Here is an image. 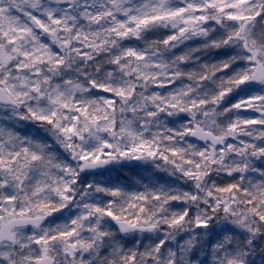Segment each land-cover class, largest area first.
Listing matches in <instances>:
<instances>
[{
  "label": "rangeland",
  "instance_id": "1",
  "mask_svg": "<svg viewBox=\"0 0 264 264\" xmlns=\"http://www.w3.org/2000/svg\"><path fill=\"white\" fill-rule=\"evenodd\" d=\"M103 2L106 6H116L117 9L121 7L120 10H125L130 16L128 19L136 22L137 19L132 17L131 0H77L76 4L70 6L58 5L53 0H0V84L14 100L24 105L25 110L24 113H19L13 108L8 109L0 105V118H2L0 119V157L3 154L2 146L10 147L7 142L8 137L13 138L18 135L17 132H12L17 124L22 123L23 126L26 123L32 126L37 123L54 122L53 117L57 120L54 124L56 129H59L63 138L68 141L70 152V158L62 160L61 195L64 202L61 208L57 212L52 211V219L37 230L26 228L17 231L16 246L26 249L22 259L28 256L27 262L31 264H38L40 260L49 258L54 259L55 264H111L104 260L97 263L91 257L93 253H101L105 249L104 243L110 238L112 243L119 242L115 236L117 230L111 228L112 218L115 217L112 208L116 205L113 195L117 197L124 191L123 188L127 187L120 188L116 178L124 173L121 172L122 167H131L134 160L140 161L143 158L147 159L144 161L147 164L158 158L169 159L172 162L171 169H176L181 174L174 177L178 186L176 192L173 190L177 195L176 205L180 207L178 209L176 205H173V208L167 207L169 213H166L165 218L171 219L172 225H180V229L184 232L189 230L192 243H196L201 235L203 239L207 238L206 233L201 234V232L214 216L212 214L208 218L201 211L202 203L210 205L211 210L214 208L229 212L230 220L227 218L218 222L217 231L234 226L232 219L235 216L239 217L238 220L250 221L248 211L242 203L237 202L239 200L237 195L231 191V186L238 182V177L232 169L233 166L222 153L228 146L233 148V141H228L225 148H215L209 144L197 148L198 144L192 143L188 135L193 129L204 128L203 130H215L216 132L212 131L215 135L226 139L229 137L236 139L239 136L235 130L237 120L233 117V113L244 104L242 97L236 98L239 89L245 85L264 84V50L257 45L260 38L264 37V0H177V5L180 2V18L177 19L176 26H172L176 28L177 33L166 35L163 45L160 44L161 40L153 39L155 37L153 32L147 35L143 34V29L130 32L131 36H139V41H136L134 46L139 47L146 54L141 58L142 63L139 68L146 72L157 71L164 79L173 75L174 82L186 77L189 72H194L192 69L202 70L204 60L206 62L213 60L209 56L217 47V42L225 49L227 46L234 49L235 57L229 54L232 56L226 57V60H237L235 71L231 76L233 78L239 76L241 80L238 86L225 88L222 93L215 91L211 86H206L210 89L203 91L207 98L204 95L205 99L199 100L194 106L189 105L188 109H185L186 105L179 106L182 107V111L179 110L181 117H188L185 123L189 125L179 122L181 119L175 115L174 104L168 108L170 110L168 113L172 115L176 124L173 128L176 127L175 130L180 126L184 128L179 135H175L178 136L176 137L178 144L182 143L184 151H188L186 150L188 148L194 151L193 153L197 151L196 158H190L187 154L175 156V151H167L169 145H162L156 140L155 136L158 134L156 128L172 123L161 121L155 116L153 110L166 104L153 100L154 89L150 87L152 81L149 79V74L140 76L143 74L138 68L140 63L136 67L138 70L132 75L140 81L138 84L143 89L135 94L132 91L128 93L126 104L121 102L116 106L114 98H111L109 93L102 92L100 82L109 79L112 75L107 73V69L100 74L96 73L95 66L99 68L110 64L113 66L115 77L120 75L122 78L129 77L127 73L129 67L120 65L117 60L115 62L114 56L117 55L116 51L119 47L112 55H106L101 60L96 59L94 64L89 63L93 59L90 56L94 50L104 51V55L108 52L104 39L115 38L118 34H122L116 21L107 19L109 11L98 10L103 8ZM167 4L166 0H161V6ZM114 9L117 11L116 8ZM208 11H212L210 16ZM229 12L237 16L247 12L253 15L233 18L229 21L231 24L218 23L222 30H217L213 17L217 13L227 17L230 16ZM89 18L92 19L91 25L88 23L91 21ZM42 34H51L49 44L39 39ZM152 45H155L157 50H164L165 55L150 50ZM53 47L59 52L55 54L57 58L52 64L53 69L58 72L67 71L69 68L66 64L71 61L79 74H75L77 77L70 76L71 81L67 82H73L79 77L78 79L89 83L90 78L92 88L96 89V93H100L95 100L87 102L91 98V88L85 84L69 86V92L58 96L59 101L56 100V104L52 103V100L44 99V91L40 88L39 82L41 79H47L44 74L46 72L39 71L42 69L41 66L35 65L37 71L29 74L26 61L29 58V48L35 53L40 54L43 51L44 54L46 51L50 52ZM256 50H259L258 56L254 55ZM258 57L260 58L257 59ZM18 60L21 65L18 64L17 67L15 64ZM49 60L50 58H47V61ZM165 60L170 62L166 63ZM241 63H244L246 69L242 70L239 65ZM220 64V60L216 61L208 66L207 70L212 73V69L218 66L220 68ZM221 78L218 75L214 80ZM208 79L214 81L212 76ZM219 85H223L222 82H219ZM185 86L192 98L195 92H191L187 82L184 85L182 83L176 91H186ZM217 93L218 96L223 97L219 103L211 105L214 102L209 98ZM250 100L256 101L261 106L264 105V98ZM115 110H118V113H114ZM116 117L123 120L120 126L123 130L118 135L113 134L115 123L119 119ZM185 134L188 136L187 140ZM8 153L10 152L6 151L4 155L7 156ZM117 153L119 156L116 157ZM4 157L0 158V164H3L0 168V227L14 217L46 214L40 211L33 213L36 205H32L30 199L26 201V197L21 194L20 177L8 173ZM99 159H110L114 165L110 169L88 172V174L82 172L84 165ZM163 167L168 168L167 165ZM159 171L163 170L159 169ZM240 177L237 188L247 189L248 187L243 185L247 177L242 174ZM134 201V199L130 201L132 207L136 204ZM158 223L160 219H155L149 224L158 225ZM169 227L174 228V226ZM254 240H256L255 236L251 233L246 234L244 236L246 247L234 249L235 254L228 257L233 260L230 264H246L242 259L238 261L237 256L244 254V251L247 252V248L255 243ZM13 246L15 245L9 243L0 246V260H10ZM35 251L38 252L34 253ZM219 259L220 256L214 254L210 264H219ZM17 262L26 264L22 260ZM9 264L14 263L9 262ZM121 264H134V262L125 261Z\"/></svg>",
  "mask_w": 264,
  "mask_h": 264
},
{
  "label": "trees",
  "instance_id": "2",
  "mask_svg": "<svg viewBox=\"0 0 264 264\" xmlns=\"http://www.w3.org/2000/svg\"><path fill=\"white\" fill-rule=\"evenodd\" d=\"M176 1L177 0H166L168 4L163 7L160 5L161 0H131L132 17L133 19H137L136 22H131L130 19H128L130 16L126 14L125 10H120L121 7L117 9L116 6H106V3L103 2V8L98 9L109 11L107 19L110 18L113 21L115 20L122 34H118L115 38L108 37L104 39L103 42L106 44V50L108 52H105L106 54L104 55V51L99 52L94 50V52H91L92 54L90 56L93 59H91L89 63L94 64V60H101L106 55H112L115 53L116 48L119 47L116 51L117 55L114 56L115 62L117 60L121 63L120 65L129 67L127 71L129 77L122 78L120 77L121 75L115 77L116 74H114L113 66L110 64V66L105 65L99 68L94 65L95 69H97L96 73L100 74L107 69V73L112 75V77L100 83H102V92L109 93L111 98H114L116 106H118V104L120 105L121 102L126 104V96L131 91L135 94L143 89L138 84L140 81L132 74L135 70H138L142 63L141 58L146 54L143 53L139 47L136 48L134 46V43L139 41V36H131L130 32L136 31V29H143V34L145 35L153 32L155 35L153 39L161 40L160 44L163 45L166 40V35H175L177 33L176 28H172V26H176L177 19L180 18V2L179 5H177ZM114 8H116L117 11H115ZM211 12L208 13V16L211 15ZM250 12L244 13V15L241 16L235 14L231 15L232 12H229L228 14L230 16L227 17L224 15L222 17L221 13H217L216 16L213 17L215 26L217 30H222V27L219 26L218 23L228 24L233 18L239 19V17L243 16L244 18L246 15L252 16L253 14ZM15 13H17V11ZM89 20L91 21H88V23L91 25L92 19L89 18ZM137 22L138 24H136ZM218 35L221 34L218 33ZM50 37L51 34H42L39 39L43 43L49 44L48 40ZM155 45H152L150 50L153 49L154 53L157 52V54L161 53V55H165L164 50H157ZM216 45L217 47L211 51V55L209 56L213 60L209 62L204 60L202 70L192 69L194 72H189L186 77L184 76L175 82L173 81V75H171L170 78L164 79L157 71L150 72V70L146 72L144 69L139 68L140 72L143 73L140 76L149 74V79L152 81L150 87L154 89L152 93L154 96L153 100L162 101L168 106L166 107V105H164L161 108L157 107L153 110L155 116L160 118L159 120L172 123L171 125L167 124L156 128L158 134L155 137L162 145H169L167 151H175V156L187 154L190 158H196L195 156L198 155H196L197 151L193 153L194 151L189 148L186 149L188 151H184L182 143L178 144V140H176L178 136L175 135H179V132L184 128H182V126H178L179 129L177 130H175L176 127L173 128V125L176 124L173 122L174 118L171 117L172 115L168 113L170 111L168 108H171L172 104H174L175 106L173 107H175L177 111V113L175 111V115H178V119H181L179 122L185 123L188 121V117H181L182 114L179 113V110L182 111V107L179 106L186 105L185 109H188L189 105L194 106L199 100L205 99L203 98L206 94L203 92L204 89L210 90L206 86H211L215 91L222 93L225 88L229 89L232 86H238L241 80L239 76L236 78L231 76V73L235 71L234 67L237 60H226V57L230 58L232 56L229 54H233L235 57L234 49L230 46H227L225 49L223 45H219L218 42ZM257 45L261 47L260 49L264 50V37L262 39L260 38ZM42 53L43 51L40 54L38 52L35 53L32 48H29V58L26 63L29 67V74L37 71L35 65L41 66L42 69L39 71L47 73H44L47 79H41L39 82L40 88H43L45 100H52V103L56 104V100L59 101L58 96H63L64 93H68L69 86L74 84H82V86L85 84L86 86H90L91 98L88 99L87 102H92L100 95V93L95 92L96 89L92 88L90 78L89 83L86 80L82 81L78 79L79 77L75 78V81L72 80L73 82H67L68 80L71 81L69 78L70 76L79 74L77 68L71 61L66 64L69 68L67 71L61 70L58 72L56 69H53L54 65L52 64L55 63V59L57 58L55 54L59 53L56 47H53L50 52L46 51L44 54ZM258 53L259 50L254 53V55ZM47 58H50V60L47 61ZM259 58L260 57L257 59ZM19 60L15 64L17 67L18 64L21 65ZM219 60L221 61L220 68L218 66L216 69H212V73L209 72V70H207L208 66L213 65ZM168 62L170 61H166V63ZM239 65L242 70L246 69L244 63ZM137 66L138 68H136ZM174 66L175 61L173 67ZM218 75L222 78L214 80ZM209 76H212L214 81L209 80ZM185 81L189 83L191 92H195L192 96V98L194 97L193 100L189 92H187L186 86L184 88L186 91H176L182 83L183 85L186 83ZM219 82H222L223 85L218 86ZM239 90L240 92H238L236 98L239 96L240 98L242 97L244 104L233 113V117L237 120L235 130H237L239 136L236 137V139L229 137L227 143L228 141H233L234 146L232 149L228 146L222 153L229 164L233 166L232 169L236 172L238 182L241 178V174L247 177L243 182V185L248 187L247 189H244L245 187L237 188V182L232 184L231 191L234 195H237L239 199L237 202L242 203L244 208L248 211L250 221L247 219H242L241 221L238 220L239 217L237 218L235 216L234 219H232V221H234V226L231 225V227H226L224 230L221 229L217 231L216 225L218 222L220 223L222 219L227 218L230 220L229 212L214 208L211 210L210 205L202 203L200 205L201 211H203L208 218L212 214L214 216L210 219L209 225L207 224L206 228L204 227L201 232V234L206 233L207 238L203 239L201 235L196 243H192L189 230L184 232L183 229H180V225H172V220L165 218L166 213H169L167 212V207L173 208V205H176L175 200L177 195L175 192L177 191L176 187L178 183H176L174 179L176 178L175 176L181 175L178 173L179 171L171 169L170 166L172 162H170L169 159L160 160V158H158L148 164L144 163V161L147 160L144 158L140 161L134 160L131 167H122L121 172L124 173H121V175L116 178L120 188L124 186L127 188H123L124 191L122 193H117V197L113 195L116 205L113 206L112 211L117 218L125 219L131 223L136 222L141 225L149 224L155 219H160L158 230L152 235L134 234V236H121L118 231H116L115 236H117L119 242L112 243L110 238L104 243L103 248L105 249H103L101 253H93L91 259H94L97 263H101V261L104 260L111 264H121L125 261H132L134 264H210L211 257L216 254L220 256L219 264H230L232 259L228 257L235 254L233 253L235 248L243 249L246 247V245H244V243L246 244V242H244V236L251 233V235L256 238V240H254L255 243L247 248V252L244 251V254L237 256L238 261L242 259L244 261L243 263L246 264H264V105L261 106L256 101L253 102L250 100L251 98H264V84L258 86L245 85L244 87H240ZM205 96L207 98V95ZM222 97L223 96H218L217 93L209 98V100H213L214 102L211 105L219 103ZM16 111L24 113V105L20 103V109ZM114 113H118V110H115ZM116 118L119 119L115 123L113 129L114 135H118L119 132L123 130L122 127L120 128L123 124V120H121L120 117ZM52 119L55 121L43 122L42 124L37 123L32 126L26 123L23 126H21L22 123L17 124L18 126H16V129L12 132H17L18 135L13 138L8 137L9 140H7L10 147H8V145L2 146L3 150L1 152L3 154L1 157L5 156L4 152H10L4 157L5 165H7L6 170H8L11 176L20 177L22 182L21 194L26 197V201L30 199L32 205H36L34 207L36 210H33V213L36 211L46 213L52 211L57 212L64 202L61 195V168L62 160L69 159L70 152L68 150V141L63 138L61 131L56 129L54 125L57 121L56 117ZM246 123H248V125ZM212 131L216 132L215 130ZM185 137L187 140L188 136H186V134ZM196 146L197 148H201L198 145ZM194 148L196 150V147ZM234 148L235 150H233ZM117 156H119L118 153L116 154V157ZM2 165L1 163L0 168ZM164 165H167L168 168L163 167ZM159 169L164 172L159 171ZM133 199L136 204L132 207L130 201H133ZM165 201H168V203ZM176 207L178 209L180 205H176ZM169 226H174V228H170ZM112 227L116 229L111 223V228ZM25 250L26 249H21L16 245L13 246V253L10 260H0V264H9V262L19 264V262H17L18 260H22L26 264H31L27 262L28 256L22 259L25 255L24 253H26ZM36 252L38 251L34 253Z\"/></svg>",
  "mask_w": 264,
  "mask_h": 264
},
{
  "label": "water",
  "instance_id": "3",
  "mask_svg": "<svg viewBox=\"0 0 264 264\" xmlns=\"http://www.w3.org/2000/svg\"><path fill=\"white\" fill-rule=\"evenodd\" d=\"M58 5L68 6L70 4H75L77 0H53ZM0 105L3 107H13L20 109L19 103L13 99V97L8 93L3 86L0 85ZM189 138L193 143L198 144L199 146L211 145L215 148L226 147V138L220 135H214L208 130L193 129L189 132ZM114 165V162L104 159H99V161L92 162L88 165H84L82 171L83 173L96 172L99 170L110 169ZM52 214H39L36 216H25L24 217H14L13 219L7 221L4 225L0 227V245L5 243L16 244V232L20 229L32 228L38 229L51 219ZM114 226H116L118 232L124 235H134L136 233L140 234H153L156 232L157 225H138L136 223L132 224L127 220H122L116 217L112 218ZM38 264H55V261L52 258L43 259Z\"/></svg>",
  "mask_w": 264,
  "mask_h": 264
}]
</instances>
